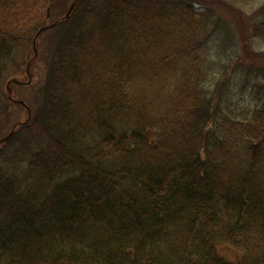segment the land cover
Here are the masks:
<instances>
[{
	"label": "trees",
	"instance_id": "1",
	"mask_svg": "<svg viewBox=\"0 0 264 264\" xmlns=\"http://www.w3.org/2000/svg\"><path fill=\"white\" fill-rule=\"evenodd\" d=\"M74 1L0 27V97L59 28L44 103L0 136V264H264L263 85L214 111L205 97L223 0Z\"/></svg>",
	"mask_w": 264,
	"mask_h": 264
},
{
	"label": "rangeland",
	"instance_id": "2",
	"mask_svg": "<svg viewBox=\"0 0 264 264\" xmlns=\"http://www.w3.org/2000/svg\"><path fill=\"white\" fill-rule=\"evenodd\" d=\"M70 1L63 2L57 7L54 5L52 8L47 5L40 6L36 0H10L6 5L7 8L0 3V27L11 29L18 25L22 26L25 20L32 19H40L39 21L45 24L52 23L54 19L61 17L59 15L63 10H68ZM261 5H264V0H223L216 1L210 6L214 14L220 15L225 23L220 21L219 26L216 25L218 27H215L216 30L214 29L209 41L212 66L207 70V80L205 81L208 111L216 110L219 102L222 103L227 98H233L240 102L253 101L257 94L251 91V82L263 85L262 91L264 92V76L260 75L256 69L257 65L264 67V40L252 36L254 24L259 21V18L264 17V9L261 8L263 7ZM196 7L201 8L199 4H196ZM251 16L252 18H250ZM252 19L257 22H252ZM19 29L23 30L22 27ZM58 29L57 27L49 28L38 38L34 60H29L33 58V55H28L27 52H22L14 57L12 73H16L18 82L13 85L6 83V87L10 86L11 91L8 95L6 91L3 92L0 97L1 137L11 132L10 129L15 122L30 120L36 107L44 103V89L49 77V63L51 64L49 48L53 46L51 38L58 32ZM31 48L29 47V50ZM239 59L243 63H235ZM28 64L29 76L26 72ZM12 101H23L30 112L26 107ZM6 107L8 108L7 112ZM217 251L220 256L234 263H237L241 258V251L227 244L226 246H217Z\"/></svg>",
	"mask_w": 264,
	"mask_h": 264
},
{
	"label": "water",
	"instance_id": "3",
	"mask_svg": "<svg viewBox=\"0 0 264 264\" xmlns=\"http://www.w3.org/2000/svg\"><path fill=\"white\" fill-rule=\"evenodd\" d=\"M75 4V1L74 2H72L71 4H70V7H69V9L67 10V12L64 14V16L65 17H69V14H70V12L73 10V8H74V5ZM52 25H54V24H52ZM34 47H35V40H34ZM26 72L28 73V76L30 75L29 73V64L27 65V68H26ZM18 103L20 104V105H23L24 107H26L27 108V110H28V112H30V110H29V108L26 106V105H24V103H23V101H18ZM12 133H13V130L10 132V133H8L7 135H5V137L2 139V141H5V140H7V139H9V137L12 135Z\"/></svg>",
	"mask_w": 264,
	"mask_h": 264
}]
</instances>
